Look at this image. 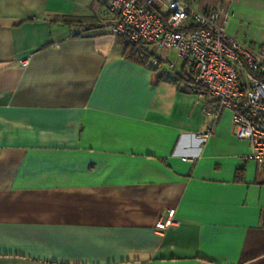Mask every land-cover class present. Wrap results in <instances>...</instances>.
<instances>
[{"label":"crops","instance_id":"1","mask_svg":"<svg viewBox=\"0 0 264 264\" xmlns=\"http://www.w3.org/2000/svg\"><path fill=\"white\" fill-rule=\"evenodd\" d=\"M185 1L264 46V0ZM114 17L0 0V264H264V167L232 112H205L171 49L123 56Z\"/></svg>","mask_w":264,"mask_h":264},{"label":"built area","instance_id":"2","mask_svg":"<svg viewBox=\"0 0 264 264\" xmlns=\"http://www.w3.org/2000/svg\"><path fill=\"white\" fill-rule=\"evenodd\" d=\"M105 1L115 16L107 27L115 35L145 51L173 49L186 60L192 72L190 88L205 101V112L217 118L221 110L229 109L235 135L249 142L247 158L264 167V46L227 34L216 8L200 11L185 0ZM161 4L167 15L158 12ZM211 132H196L197 144ZM173 216L171 208L155 228L172 226Z\"/></svg>","mask_w":264,"mask_h":264},{"label":"trees","instance_id":"3","mask_svg":"<svg viewBox=\"0 0 264 264\" xmlns=\"http://www.w3.org/2000/svg\"><path fill=\"white\" fill-rule=\"evenodd\" d=\"M57 17L66 22H73V21L82 22V21L90 20L87 17H75V16L73 17V16H66V15H59ZM125 41L127 45L123 52V56L127 58H131L133 60H138V57H146V56L148 57V55H150V53H148L147 51L141 49L135 44L130 43L126 38H125ZM185 77L189 81V86H190V83L192 81V72L189 70V73Z\"/></svg>","mask_w":264,"mask_h":264},{"label":"rangeland","instance_id":"4","mask_svg":"<svg viewBox=\"0 0 264 264\" xmlns=\"http://www.w3.org/2000/svg\"><path fill=\"white\" fill-rule=\"evenodd\" d=\"M149 48H150V51H151L152 47H149ZM160 50H162V49H158L157 52H159ZM169 55H170V58H174V57H175V52H174V50L171 49Z\"/></svg>","mask_w":264,"mask_h":264}]
</instances>
